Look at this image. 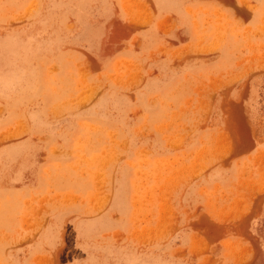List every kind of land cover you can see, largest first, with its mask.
Masks as SVG:
<instances>
[{
  "label": "rangeland",
  "instance_id": "374dc122",
  "mask_svg": "<svg viewBox=\"0 0 264 264\" xmlns=\"http://www.w3.org/2000/svg\"><path fill=\"white\" fill-rule=\"evenodd\" d=\"M213 1L0 0V264H264V0Z\"/></svg>",
  "mask_w": 264,
  "mask_h": 264
},
{
  "label": "crops",
  "instance_id": "0c3cea01",
  "mask_svg": "<svg viewBox=\"0 0 264 264\" xmlns=\"http://www.w3.org/2000/svg\"><path fill=\"white\" fill-rule=\"evenodd\" d=\"M201 1L206 0H157V3L154 2L153 6H151V9L149 5H142L144 10L141 9V12L144 11L145 14L141 15L137 19L136 23L138 25L150 24L151 29L148 33H146V37L150 38L152 43L160 44L162 43V34L164 33V29L167 28V25L170 26L172 14L175 13L176 15L181 16L182 13L179 9H181L184 5H194L196 6L197 11H202L204 8L202 7L203 3H201ZM185 2L186 4H184ZM213 2L216 3V5L219 3L218 0H214ZM216 5L214 6V9L218 14L217 7L219 5ZM187 11L190 13L192 11L191 14H193V16L195 15V12H197L189 9ZM159 68L163 70L165 80H168V77L172 76V67L170 63H168L167 66L165 64H159Z\"/></svg>",
  "mask_w": 264,
  "mask_h": 264
},
{
  "label": "bare ground",
  "instance_id": "6f19581e",
  "mask_svg": "<svg viewBox=\"0 0 264 264\" xmlns=\"http://www.w3.org/2000/svg\"><path fill=\"white\" fill-rule=\"evenodd\" d=\"M231 218V217H230ZM227 219V218H226ZM244 251V250H243Z\"/></svg>",
  "mask_w": 264,
  "mask_h": 264
}]
</instances>
